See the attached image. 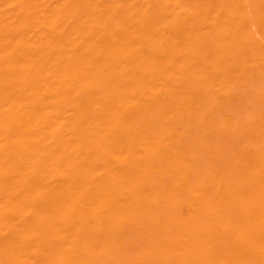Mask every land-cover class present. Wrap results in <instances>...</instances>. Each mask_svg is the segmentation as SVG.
Returning <instances> with one entry per match:
<instances>
[{"label":"bare ground","instance_id":"obj_1","mask_svg":"<svg viewBox=\"0 0 264 264\" xmlns=\"http://www.w3.org/2000/svg\"><path fill=\"white\" fill-rule=\"evenodd\" d=\"M0 264H264V0H0Z\"/></svg>","mask_w":264,"mask_h":264}]
</instances>
